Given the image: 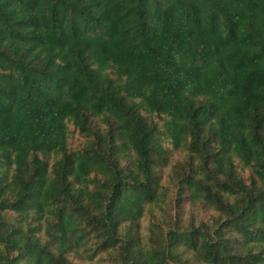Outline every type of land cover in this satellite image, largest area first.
Wrapping results in <instances>:
<instances>
[{
    "label": "trees",
    "instance_id": "16d2710c",
    "mask_svg": "<svg viewBox=\"0 0 264 264\" xmlns=\"http://www.w3.org/2000/svg\"><path fill=\"white\" fill-rule=\"evenodd\" d=\"M166 140L215 215L144 236ZM5 163L0 264H264V0H0Z\"/></svg>",
    "mask_w": 264,
    "mask_h": 264
},
{
    "label": "rangeland",
    "instance_id": "374dc122",
    "mask_svg": "<svg viewBox=\"0 0 264 264\" xmlns=\"http://www.w3.org/2000/svg\"><path fill=\"white\" fill-rule=\"evenodd\" d=\"M97 125L101 128L104 124L101 120H97ZM159 124H162L160 120ZM67 135H68V148L73 150L81 149L88 141L82 133L74 127L72 122H66ZM164 145L168 149L167 158L169 159L166 165H162L158 170L160 174V185L158 189L159 200L152 204H147L144 208V213L139 220V229L142 231L144 236L149 234V229L152 224L156 229H162L167 231L170 226H177L181 228L189 227L191 222L196 225L201 221H211V217L215 215V212L208 209L203 203L196 202L192 203L187 199V196H178L180 193V187L174 181V170L180 163H184L187 159V150L183 147L173 148L171 143L166 140ZM58 157V156H57ZM56 155L50 154L46 157L49 163H52L56 158ZM1 171L6 174L7 178L4 177V181L9 178L8 166L2 164L0 166ZM239 174L249 181L250 170L245 167H238ZM41 208H34L33 214L36 218L42 215ZM184 254V253H183ZM190 264H196L194 259L190 257L189 253H186ZM69 259L78 264H107L112 259L107 254L97 255L92 260H86L76 257L74 254H70ZM175 264V263H168Z\"/></svg>",
    "mask_w": 264,
    "mask_h": 264
}]
</instances>
